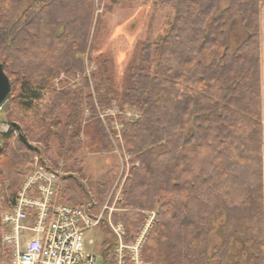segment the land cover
<instances>
[{
  "label": "trees",
  "instance_id": "trees-1",
  "mask_svg": "<svg viewBox=\"0 0 264 264\" xmlns=\"http://www.w3.org/2000/svg\"><path fill=\"white\" fill-rule=\"evenodd\" d=\"M159 1L172 8L174 20L160 41L141 46L119 106L139 117L119 119L118 144L137 165L125 183L127 212L117 222L134 234L142 212L157 209L141 254L145 264H229L237 240L245 248L244 264H264L259 31L264 0ZM115 2L0 0V61L11 82L0 113L8 112L15 122L0 134L2 211L14 207L24 181L19 169L32 153L22 135L13 137L16 123L31 114L33 130L47 137L75 127L78 110L66 127L55 120L63 107H72V97L57 92L53 81L84 70L95 7ZM240 31L244 37L231 51V36ZM103 84L96 88L101 107L109 104L102 98ZM45 93L49 100L43 105ZM218 217L221 242L210 251ZM115 245L104 239L101 264H114Z\"/></svg>",
  "mask_w": 264,
  "mask_h": 264
},
{
  "label": "rangeland",
  "instance_id": "rangeland-1",
  "mask_svg": "<svg viewBox=\"0 0 264 264\" xmlns=\"http://www.w3.org/2000/svg\"><path fill=\"white\" fill-rule=\"evenodd\" d=\"M106 5L95 7L84 70L74 76L61 73L53 81L57 92H66L72 97V107H63L55 114V120L66 127L68 123L71 124L75 110H78L75 127L67 132L63 129L57 136L51 134L47 137L46 131L33 130L32 115L28 114L16 123L19 130L13 137L22 135L32 152L30 162L19 169L23 175V185L29 176L40 172L52 181L56 205H77L93 216L101 217L99 226L83 236L85 253L99 260L104 239H113L116 248L118 233L124 247H133L141 241L138 253L143 263L142 250L157 209L142 212V225L134 234H127L123 223L117 222L118 217L127 212L124 207L125 183L133 165H137L134 157L120 145L122 123L119 119L134 121L139 117L130 110L121 112L119 106L130 87L131 70L139 64L141 46L160 41L174 20V11L163 6L159 0H116L114 4ZM237 32L231 36V51L244 37L241 31L240 36ZM101 82L104 83L102 98L109 101L103 107L99 106L96 89ZM48 100L49 96L45 93L39 103L48 104ZM13 121L8 112L0 113V134L8 132L11 123H15ZM100 122L107 137L101 136ZM105 184L106 191L102 195L100 190ZM34 196L38 197L35 193ZM0 211H8H2L1 199ZM222 222V217L213 221L210 251L220 245L218 229ZM127 236L129 243L126 242ZM29 238L30 234L25 233L22 241ZM244 249L242 242L237 240L229 264H244ZM131 255L132 251L124 249L122 264H130ZM114 264H117L115 256Z\"/></svg>",
  "mask_w": 264,
  "mask_h": 264
},
{
  "label": "built area",
  "instance_id": "built-area-1",
  "mask_svg": "<svg viewBox=\"0 0 264 264\" xmlns=\"http://www.w3.org/2000/svg\"><path fill=\"white\" fill-rule=\"evenodd\" d=\"M47 178L40 172L29 176L14 207L0 211V264H101V258L83 249L84 234L96 229L101 217L87 209L56 205L53 184ZM25 233L30 238L23 242ZM116 236L117 264H122L124 249L132 251L130 264H143L138 253L141 241L129 248Z\"/></svg>",
  "mask_w": 264,
  "mask_h": 264
},
{
  "label": "crops",
  "instance_id": "crops-1",
  "mask_svg": "<svg viewBox=\"0 0 264 264\" xmlns=\"http://www.w3.org/2000/svg\"><path fill=\"white\" fill-rule=\"evenodd\" d=\"M259 31H260L261 124H262V140L264 144V5H261L260 7ZM263 155H264V148H263Z\"/></svg>",
  "mask_w": 264,
  "mask_h": 264
},
{
  "label": "water",
  "instance_id": "water-1",
  "mask_svg": "<svg viewBox=\"0 0 264 264\" xmlns=\"http://www.w3.org/2000/svg\"><path fill=\"white\" fill-rule=\"evenodd\" d=\"M11 94V82L3 70V66L0 61V111L6 105L10 99ZM0 143V152H1Z\"/></svg>",
  "mask_w": 264,
  "mask_h": 264
}]
</instances>
